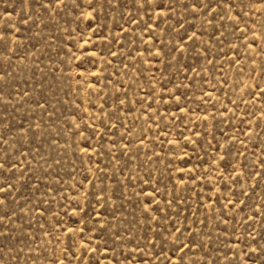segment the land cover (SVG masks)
<instances>
[{
	"label": "rangeland",
	"instance_id": "rangeland-1",
	"mask_svg": "<svg viewBox=\"0 0 264 264\" xmlns=\"http://www.w3.org/2000/svg\"><path fill=\"white\" fill-rule=\"evenodd\" d=\"M0 264H264V0H0Z\"/></svg>",
	"mask_w": 264,
	"mask_h": 264
}]
</instances>
